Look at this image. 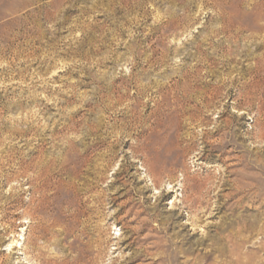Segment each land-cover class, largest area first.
Returning a JSON list of instances; mask_svg holds the SVG:
<instances>
[{
	"label": "rangeland",
	"instance_id": "374dc122",
	"mask_svg": "<svg viewBox=\"0 0 264 264\" xmlns=\"http://www.w3.org/2000/svg\"><path fill=\"white\" fill-rule=\"evenodd\" d=\"M258 63L264 0H0V264H264Z\"/></svg>",
	"mask_w": 264,
	"mask_h": 264
},
{
	"label": "bare ground",
	"instance_id": "6f19581e",
	"mask_svg": "<svg viewBox=\"0 0 264 264\" xmlns=\"http://www.w3.org/2000/svg\"><path fill=\"white\" fill-rule=\"evenodd\" d=\"M222 7V6H221ZM224 9V8H223ZM223 9H221L223 11ZM221 11V12H222ZM225 12V11H223ZM222 15V14H221ZM227 16V15H226ZM224 19L225 18V15H224ZM226 24V23H225ZM228 26V25H227ZM226 26V27H227ZM225 27V26H224ZM226 30V29H225ZM224 30V31H225ZM259 61V60H258ZM256 70L257 72L260 74L258 76V78H256L255 80V84L254 85V89L253 90H249L248 92H246L248 94L247 97H253V95H257V98L259 100V103H260V106H259V109H258V119L255 121L256 125L255 126H260L261 130L262 128L264 129V92L262 91L264 89V67H263V64L261 65L260 63H258V65L256 66ZM256 97V96H255ZM264 135L263 134H260V139L261 137ZM264 139V138H263ZM262 139V140H263ZM90 246H97V239H93L91 241V243L89 244Z\"/></svg>",
	"mask_w": 264,
	"mask_h": 264
}]
</instances>
